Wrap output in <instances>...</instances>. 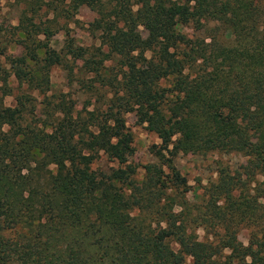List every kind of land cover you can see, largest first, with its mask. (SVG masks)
I'll return each mask as SVG.
<instances>
[{
	"label": "trees",
	"instance_id": "1",
	"mask_svg": "<svg viewBox=\"0 0 264 264\" xmlns=\"http://www.w3.org/2000/svg\"><path fill=\"white\" fill-rule=\"evenodd\" d=\"M16 1L19 53L0 67V264H264V0H97L99 46L67 30L60 51L50 41L77 0ZM54 67L90 110L50 94ZM132 112L156 158L237 153L246 169L221 168L197 202L172 166L139 181ZM100 153L119 166L93 168Z\"/></svg>",
	"mask_w": 264,
	"mask_h": 264
},
{
	"label": "rangeland",
	"instance_id": "2",
	"mask_svg": "<svg viewBox=\"0 0 264 264\" xmlns=\"http://www.w3.org/2000/svg\"><path fill=\"white\" fill-rule=\"evenodd\" d=\"M21 6L16 0H0V67L3 69H8L11 58L19 53L17 48L12 47L11 28L17 24ZM96 6L97 0H77L74 5L70 3L69 9L70 14H72L69 20L70 23L67 24L63 20H59V26L56 27L58 29L57 33L51 38L50 47L60 51L66 42L65 33L67 30H69V37L74 39L76 45L83 48L99 46L98 40L88 30L90 23L97 17ZM42 18L44 20V15H42ZM187 33L191 34V31H187ZM8 81L11 88H13V94L4 99V105L13 107L18 84L12 77ZM50 82V94H71L76 101L78 113L84 114L86 110L91 109L87 103L88 97L82 95L78 87H70L65 71L61 67L52 68ZM124 119L126 129L133 136V154L128 158V164L136 169V179L139 181L144 176L145 166L149 164L162 166L166 174L170 172L169 166H172L186 181L187 198L197 202L202 196L204 189L210 183L216 181L218 171L221 168H226L238 176H241L246 169L247 158L237 153H180L173 158L166 155L164 159L160 160L152 153V147L155 145L159 146L161 143L157 136L150 132L145 124L138 122L134 112L125 114ZM118 166L117 162L100 153L93 168L106 171ZM197 233L199 238L203 240L205 237L204 232L199 229ZM247 237L246 230L239 232V240L244 245L247 244ZM184 264H192L191 258L187 257Z\"/></svg>",
	"mask_w": 264,
	"mask_h": 264
}]
</instances>
